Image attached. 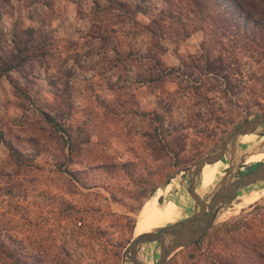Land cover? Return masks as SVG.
I'll use <instances>...</instances> for the list:
<instances>
[{
  "label": "rangeland",
  "instance_id": "1",
  "mask_svg": "<svg viewBox=\"0 0 264 264\" xmlns=\"http://www.w3.org/2000/svg\"><path fill=\"white\" fill-rule=\"evenodd\" d=\"M57 1L0 0V20L11 21L0 38L12 44L0 51V74L12 69L19 104L43 106L63 129L56 119L75 111L77 95L90 97L87 111L101 105L95 117L109 121L107 138L89 147L87 166H74L45 145L52 125L9 130L0 115V264H121L143 204L156 191L160 201L179 193L171 217L187 199L186 168L264 110V0H212L201 10L189 0ZM41 71L51 101L30 96ZM115 134L118 147L105 151ZM258 161L238 162L232 178ZM239 203L164 264H264V193Z\"/></svg>",
  "mask_w": 264,
  "mask_h": 264
},
{
  "label": "water",
  "instance_id": "2",
  "mask_svg": "<svg viewBox=\"0 0 264 264\" xmlns=\"http://www.w3.org/2000/svg\"><path fill=\"white\" fill-rule=\"evenodd\" d=\"M250 132L264 136V110L240 124L208 153L186 168L188 184L185 190L193 200L191 213L153 230L134 235L123 251L121 264H145L139 260L137 253L141 244L151 241H156L158 251L152 264H164L176 248L187 245L203 235L214 223L220 209L229 204L240 189L264 179V159L232 178L233 167L238 165V162L245 161L244 152L235 157L238 150V139L240 135ZM258 147H264V141ZM221 157L227 160L223 175L206 196H200L195 188L203 165L206 162L217 161Z\"/></svg>",
  "mask_w": 264,
  "mask_h": 264
},
{
  "label": "crops",
  "instance_id": "3",
  "mask_svg": "<svg viewBox=\"0 0 264 264\" xmlns=\"http://www.w3.org/2000/svg\"><path fill=\"white\" fill-rule=\"evenodd\" d=\"M61 1L55 2V6H70V1L67 0L66 3ZM85 5V4H84ZM75 6V5H74ZM71 4V8L74 7ZM58 10V9H57ZM149 11V9H148ZM147 11V13H148ZM140 12V11H139ZM143 12V11H141ZM77 16L71 15V19H75L77 21ZM148 16L145 17V21L148 20ZM25 23L29 25L31 28L36 29L38 26L42 24L39 17L31 16L25 18ZM11 21L9 18H1L0 26L3 25L4 29L6 28L5 24H10ZM63 21L61 20V16L54 17L51 20V26H56V31H59V28L62 26ZM4 37V36H1ZM10 40V38H9ZM8 47H12V44L9 42H5L4 38H0V51L2 49L7 50ZM10 49V48H8ZM12 69H8L0 74V115L3 122L10 125L9 130H34L44 131L45 128L51 127L53 128L54 134L51 142L45 141V145H49V148L53 151H57L58 149H62L65 154H69L71 158L68 160L70 165H78L87 166L89 164L90 157L87 155L90 152L89 147L93 143H98L101 140V136L103 139L107 138V125L108 120L106 118L96 119L95 115L98 114V111L103 113V108L95 106V109L98 111H87V100L90 97H85V95H77L74 100L75 111L73 113H67L61 118H57L56 121L59 125L63 126L64 129L53 121L49 120L45 117L47 111L43 106L38 108L37 105H34L30 102V105L24 106L20 105L21 97L17 95L14 91L13 81L6 75L11 72ZM97 69H93L92 71H96ZM37 72L38 70H34ZM46 71V69L44 70ZM99 70H97L98 72ZM102 70H100L101 72ZM40 72V71H39ZM107 71L105 72L106 76ZM109 73V72H108ZM100 81L104 82V76L100 79ZM106 84L107 83H103ZM33 85L35 86L34 94H31V97H34L38 102L43 101H51L54 99L55 94H52V88L47 81L46 75L41 71V74L36 76L35 80H33ZM78 110V111H77ZM49 113V112H48ZM4 123V124H5ZM67 125L66 127L64 125ZM101 130H105L102 132ZM30 132L24 133L25 137H30ZM24 135H22L24 137ZM111 143L108 145V141L106 140L105 151L109 149L112 150L114 147H118L117 136H111ZM100 140V141H99ZM49 151V150H48Z\"/></svg>",
  "mask_w": 264,
  "mask_h": 264
},
{
  "label": "bare ground",
  "instance_id": "4",
  "mask_svg": "<svg viewBox=\"0 0 264 264\" xmlns=\"http://www.w3.org/2000/svg\"><path fill=\"white\" fill-rule=\"evenodd\" d=\"M264 140L263 135L256 134L254 132L250 133H244L240 135L238 139V150L235 154V157H238L241 152H244L245 161H257L264 159V147L260 148L258 147ZM256 148V149H255ZM226 162L225 157H221L217 161L214 162H206L202 169L200 174L197 177V184H196V192L200 196H205L210 188V180L212 177V174L214 171H219L223 168L224 164ZM220 175H217V183L219 181L218 178ZM263 181V180H262ZM251 185V184H249ZM251 186H245L244 189H248ZM185 193L187 199L184 201V203L175 211V213H171L174 211L175 205H176V198L180 197L179 193L177 194H167L164 196L163 201L159 200V196H161V192L156 191L153 196L148 199L142 206V210L144 211L142 217L139 219L137 226L135 228V235L139 234L144 231L153 230L154 228L158 226H162L167 223L178 220L180 218H183L184 216L191 213L192 210V204L193 200L188 195L186 190H183L182 193ZM262 193H264V185L262 187H256L253 188L252 191H250L248 194H244L240 191L237 192L236 197L240 199L239 204H249L256 198H258ZM220 217L219 214H217V217ZM218 217V218H219ZM217 218V219H218ZM166 223V224H167ZM156 244V241H151L148 243L141 244L137 256L140 261H142L145 264H152V262L155 260L157 256V249L155 250V253L152 254L153 246ZM126 264V263H125Z\"/></svg>",
  "mask_w": 264,
  "mask_h": 264
},
{
  "label": "trees",
  "instance_id": "5",
  "mask_svg": "<svg viewBox=\"0 0 264 264\" xmlns=\"http://www.w3.org/2000/svg\"><path fill=\"white\" fill-rule=\"evenodd\" d=\"M95 1H97V0H95ZM191 3H193V5H196V7L197 8H195V9H199V10H201V8L205 5V6H208L209 4V1H212V0H189ZM231 1V0H230ZM234 1V4H236L237 6H240L241 5V7H244V6H242V2H241V0H233ZM245 1H247L248 3H249V5H252L253 7H257V5H254V3H253V0H245ZM242 4H241V3ZM240 3V4H239ZM120 5H123L122 4V2H120L119 3ZM247 4V3H246ZM244 5V4H243ZM248 13V12H247ZM264 21V20H263ZM152 22H154V23H156V20L155 19H153L152 20ZM255 22H257V20H255Z\"/></svg>",
  "mask_w": 264,
  "mask_h": 264
},
{
  "label": "flooded vegetation",
  "instance_id": "6",
  "mask_svg": "<svg viewBox=\"0 0 264 264\" xmlns=\"http://www.w3.org/2000/svg\"><path fill=\"white\" fill-rule=\"evenodd\" d=\"M255 164H257V162H256V163H254L253 165H255ZM253 165H252L251 167L247 168V169H250V168L254 167ZM247 169H246V170H247Z\"/></svg>",
  "mask_w": 264,
  "mask_h": 264
}]
</instances>
